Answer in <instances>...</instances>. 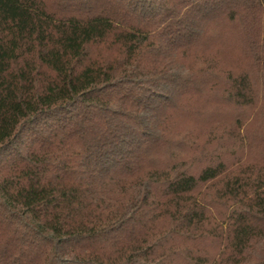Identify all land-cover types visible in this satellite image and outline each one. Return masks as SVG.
<instances>
[{
  "label": "trees",
  "instance_id": "16d2710c",
  "mask_svg": "<svg viewBox=\"0 0 264 264\" xmlns=\"http://www.w3.org/2000/svg\"><path fill=\"white\" fill-rule=\"evenodd\" d=\"M0 264H264V0H0Z\"/></svg>",
  "mask_w": 264,
  "mask_h": 264
},
{
  "label": "rangeland",
  "instance_id": "374dc122",
  "mask_svg": "<svg viewBox=\"0 0 264 264\" xmlns=\"http://www.w3.org/2000/svg\"><path fill=\"white\" fill-rule=\"evenodd\" d=\"M236 53V50H232V52L226 56L234 57ZM229 60H233V58H230ZM194 98L196 99V97H193V100ZM197 100L196 102H199ZM217 109L212 107L208 109H202L199 114L193 115L191 119L184 118L183 120H179V123L177 124L178 132L184 136H187V139L189 140L194 139L198 145L196 150H192L191 153H186L187 157L195 158V160L200 161L199 152L201 149L204 150V143H206L207 134L210 132V129H212V126L216 127L217 130L220 131L224 128H230V126L235 123L230 109H227L226 107H221L220 111ZM247 115H249V118H251L253 114L250 115L245 113L243 116H245L246 120ZM255 117L256 116L252 117L251 120L248 121L249 123L247 122V124L242 127L241 134L244 139L242 140L243 144L249 146L250 148L252 145L251 151H249L250 153L247 152L245 148L242 149L243 146H241V141L233 138L231 139L230 137L217 144H214L208 149H215L221 152L228 162H232L236 157L240 156H249L250 160L252 161L259 159V153L261 152V143L258 141L260 124L259 119ZM248 141L249 145L247 143ZM196 165L197 164L195 163L194 166Z\"/></svg>",
  "mask_w": 264,
  "mask_h": 264
}]
</instances>
